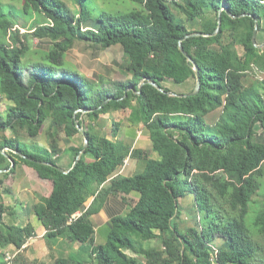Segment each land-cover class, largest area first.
Listing matches in <instances>:
<instances>
[{"label": "trees", "instance_id": "trees-1", "mask_svg": "<svg viewBox=\"0 0 264 264\" xmlns=\"http://www.w3.org/2000/svg\"><path fill=\"white\" fill-rule=\"evenodd\" d=\"M75 1L77 13L63 0H24L19 14L25 23L33 18L37 23L23 40L19 20L6 13L0 1V100L9 103L0 110V170L10 167L7 156L15 163L0 173V206L2 195L9 192L4 179L20 163L31 167L39 179L50 181L49 195L32 208L46 230L45 241L51 247L49 242L64 238L82 256L65 250L51 263L40 264H212V247L217 248V264H254L264 254V208L254 221L257 238L245 217L264 177V78L248 82L245 77L253 68L264 71V47L252 43L255 21L257 31L263 30L264 0H130L137 5L134 10L101 12L96 18ZM222 5L227 11L220 12V28L210 35ZM90 22L94 27L84 26ZM193 32L208 35L181 41L198 67L197 94L169 96L144 83L139 94L129 90L123 97L124 89L137 90L142 78L165 92L171 91L167 82L182 86L193 81L192 89L177 94L190 93L195 74L178 43ZM29 35L51 44L46 50H33ZM76 41L97 50L120 45L122 69L129 78L95 84L67 68L66 53ZM126 109L132 125L147 129L151 150L159 156L146 158L144 171L131 177L114 176L130 155L129 146L102 136L92 125L101 115ZM217 110H221L218 119L208 123L207 116ZM48 121L47 148L21 139L22 131L37 137ZM76 125L88 140L76 166L62 173L41 163L57 164L59 133L70 139L80 135ZM258 125L261 133L255 135ZM118 129L114 122V136ZM82 144L71 147L72 164ZM249 154L256 164L252 170ZM132 192L139 194L138 201L125 215L110 220L105 244L93 246L89 216L99 212L109 195ZM93 194V202L85 208ZM187 196L194 199L198 225L182 231L179 200ZM77 212L82 213L72 218ZM33 235L30 224H6L1 216V248L20 249ZM153 240L160 246L144 247V242Z\"/></svg>", "mask_w": 264, "mask_h": 264}, {"label": "crops", "instance_id": "crops-1", "mask_svg": "<svg viewBox=\"0 0 264 264\" xmlns=\"http://www.w3.org/2000/svg\"><path fill=\"white\" fill-rule=\"evenodd\" d=\"M74 12V11H73ZM78 10H76L77 13ZM33 18L32 20H34ZM84 26L88 27H94V24L92 22L85 24ZM45 41V42H44ZM42 45H39L40 47H44L42 50H46L48 46L51 44L48 40H40ZM96 56V59H95ZM92 63L97 67H102L104 71L100 72H92L91 75H88V73L85 71L86 68H82L79 65L73 66L71 63L72 60V53L71 51H67L66 53V64L68 65V68L78 72L79 74L87 77L95 84H99L101 81H103L105 84L109 83H115L119 81L126 80L129 78L128 74L124 72L122 69V62L124 60V52L120 45H112L108 48H104L101 50H98V52L92 55ZM103 60H102V59ZM97 63V64H96ZM71 67H70V66ZM118 72L123 76H118ZM113 74V75H112ZM1 110V108H0ZM120 111V110H118ZM118 111H112L107 114L101 115L100 119H106L107 116L118 114ZM215 112V111H214ZM210 113L206 120L208 123H214L216 120L211 121L210 116L214 113ZM126 116L118 118L115 122L119 123V129L117 134L114 136L112 130L109 132H103L101 133L102 136H106L108 138H115V140L121 141L130 148V155L124 160V163L122 166L118 168L114 176L121 175L125 177H131L136 174H139L144 171L146 167V158H154V154L151 150V140L149 137V133L147 129L142 125H132L129 122V115L130 110L126 111ZM31 139V138H30ZM24 141V140H23ZM25 142V141H24ZM28 143V142H26ZM33 144V143H29ZM35 144V143H34ZM39 144V143H37ZM41 146H44L47 148V144H39ZM75 147V146H73ZM59 148L61 149V153L59 155H56L57 164L56 166L67 170L72 167V161H73V155L70 148H63L61 145H59ZM71 151L70 156H65L63 159V152ZM135 151H141L142 155H136L134 154ZM5 153V152H4ZM61 162V163H59ZM15 167V166H14ZM31 167L25 165V164H19L14 174L11 175L13 180V185L9 186V192L2 195V207L3 208V214L1 213V216H3V221L6 224H15L18 226H25L27 224H30V226L33 228L34 235L31 236L26 242L23 244V246L20 249H17L18 252L15 257V261L18 264H25L22 263L21 254H25L29 256L28 252H26V248L29 246H33L36 242L43 243L42 245L46 247L45 245V234L46 230L45 228L40 224L38 221L36 215L33 212V204L35 201H37L38 197L35 196L36 192H32V189L36 187V182H31V180H28V178L25 176V174L29 173V169ZM43 181V180H42ZM50 183V181H48ZM41 183V182H39ZM48 186V185H46ZM96 185H93V188L95 189ZM51 187V183H50ZM34 191V190H33ZM51 191V188H50ZM95 197V194L91 195L85 202L84 206L85 208H88L91 203L93 202ZM139 194L136 192H132L129 194H115V195H109L99 210V212L92 214L89 216V221L94 229V237H93V246L98 245H104L107 240V234L109 231V224L110 220L119 215H125L138 201ZM179 204L181 206V216L179 220V228L181 229V225L183 223H186V219H188V214L193 215L194 210L196 211V208L194 207V199L191 196H187L183 199L179 200ZM19 207V212H16L17 208ZM30 210V214L25 211V209ZM194 209V210H193ZM2 211V209H1ZM183 214H185V218H183ZM5 219L7 221H5ZM190 227H192L190 225ZM62 245L65 246V239L64 238H57L52 241L50 249L53 250V254H50V258H58L62 256L63 250ZM8 248H14L12 246H8ZM0 247V253H1ZM26 252V253H25ZM58 255L56 256V254ZM1 259V257H0ZM21 260V261H20ZM1 263V260H0Z\"/></svg>", "mask_w": 264, "mask_h": 264}, {"label": "rangeland", "instance_id": "rangeland-1", "mask_svg": "<svg viewBox=\"0 0 264 264\" xmlns=\"http://www.w3.org/2000/svg\"><path fill=\"white\" fill-rule=\"evenodd\" d=\"M4 6H5V11L6 13H10L12 15V17H14L17 21L19 20L18 23V27L20 29V35H21V39L23 40L24 37V33L29 32L31 30V28L33 26H35L37 23L35 20H31L28 21V23H25V19H23L24 17H22L19 14V11L21 10L22 13V4L24 2V0H0ZM66 5L74 12H76V10H79V6L77 4V2L75 0H63ZM80 2L82 3V5L84 6L85 10H88V13L90 14V16L92 18H96L101 12H108L111 14H119V13H127L130 12L132 10H134L135 8H137V5L130 1V0H80ZM16 13V15H15ZM26 17V16H25ZM183 19V18H182ZM184 20V19H183ZM41 22V20H40ZM22 26H26L25 28H22ZM263 26V30H259L256 32V43L257 44H262L264 43V24ZM27 41H29V43L32 46L33 50H42L44 49V47H40L39 45H42L41 43L44 42H40L39 39H34L32 36H28ZM71 53H72V60L70 64H72L73 66H75L76 64L81 66L83 69H85V71L88 73V75H91L92 72H102L104 71V69L102 67H97L99 65H94L92 63V55L98 52L97 49H94L92 46H90V44L85 43V42H79L76 41L72 48L70 49ZM239 52L241 53V50H239ZM96 59V56H95ZM102 59V58H101ZM103 60V59H102ZM97 64V63H96ZM65 66L68 68V65L65 64ZM70 66V65H69ZM71 67V66H70ZM113 75V74H112ZM123 76L121 74V72H118V76ZM264 78V71H258L256 70V68H253V70L249 71L247 74V77H245V80L250 82L252 80L255 79H263ZM106 84V85H110ZM167 87L171 90L174 91L175 93H186L188 92L190 89H192L193 86V81H189L187 84H184L182 86H178V85H174L171 82H167L166 83ZM9 106V103L6 102L5 100H0V108L2 111H4L7 107ZM126 111H129V109H126L124 111H118V114L115 115H109V116H105L106 119H100L96 122H94L92 125H94V128L96 130H99L100 133L106 132L109 130H112V126L113 123L121 117L126 116ZM221 113V110H217L215 111L211 116L210 119L211 121L213 120H217L219 115ZM84 118V115H83ZM86 121V120H85ZM87 122V121H86ZM49 127V121L46 122L44 124V126H42L39 135L35 138H29L26 133L24 131H22L21 133V139L24 140L25 142L28 143H41L44 144L46 143L48 145V140H47V136H46V131ZM254 133L255 135H259L261 133V127L258 125L254 128ZM7 135H10L9 133H7ZM81 143H83V137L81 136V134H77L75 135L73 138H68L65 136V134L63 132L59 133V142L58 144L61 145L63 148H70L73 146H80ZM5 151V149H4ZM154 159H159V156L154 153ZM71 155V151H66L63 152V157L65 156H70ZM73 155V153H72ZM254 155L253 154H249L247 156V164H248V169L252 170L255 168L256 164L254 161ZM61 163V162H59ZM25 176L28 178V180H31V182H36V187L34 189H32V192H36L35 196L38 197L37 199H39L42 196H47L50 193V183L46 180H41L38 178L37 174L35 173V171L30 168L29 169V173L25 174ZM6 179V180H5ZM5 184L7 185V187L9 188V186L11 187L13 185V180L12 177L9 178H5ZM262 180V184L261 187L259 188V190L257 191V193L252 197L249 206H248V213L245 217V223L251 233V235L254 238H257V228L254 224V221L256 219L257 214L261 211V209L264 208V177L261 179ZM41 182V183H39ZM5 185V186H6ZM48 185V186H46ZM34 190V191H33ZM180 206V205H179ZM181 208V206H180ZM19 207L17 208L16 212H19ZM194 210V209H193ZM25 211H27V213L30 214V210L25 209ZM183 218H185V214H183ZM5 221H7L5 219ZM186 223L183 225H181V230L184 231L187 228L191 226H197L198 225V214L197 212L194 210L193 215L188 214V219L185 220ZM52 242H49V245L51 246ZM66 240H65V244H66ZM43 243H38L36 242L33 246H29L27 247L25 250L26 252H28L29 256L25 255V254H21V260L22 263L25 264H40V263H51L54 258H50V254H53V250L50 249V247L48 246L47 242L45 241V245L47 248H45L44 245H42ZM160 246V241L159 240H153V241H146L144 242V247L145 248H153V247H159ZM65 248L62 245V249L63 250V254L66 250V254H72V255H76V256H82V254H80L78 252V249L76 250L75 247H77L75 244H71V243H67ZM1 253H0V257H1V261L5 262V257L8 255H13L14 252H16V249L14 248H4L1 249ZM25 252V253H26ZM80 255H77V254ZM17 254V253H16ZM62 254V255H63ZM128 254L133 255L131 252L128 251ZM58 255V253L56 254V256ZM260 256V257H259ZM16 257V256H15ZM15 257L12 258L11 262L13 263L15 261ZM257 257H259V260H255L254 264H264V254H259ZM138 261L141 262V260L143 261L142 258L137 257L136 258ZM20 260V261H21ZM6 264V262H5Z\"/></svg>", "mask_w": 264, "mask_h": 264}, {"label": "water", "instance_id": "water-1", "mask_svg": "<svg viewBox=\"0 0 264 264\" xmlns=\"http://www.w3.org/2000/svg\"><path fill=\"white\" fill-rule=\"evenodd\" d=\"M222 10H226L227 11V6L225 5H222V7L219 9V14H218V21H217V28L215 29V31L210 34V35H215L219 28H220V25H221V18H220V12ZM257 22L255 21V27H254V31H253V34H252V43L255 47L257 48H262L264 47V43L262 44H257L256 43V32H257ZM191 36H208V35H205V34H201V33H198V32H193V33H189L188 35L184 36L182 39L179 40V43H178V47H179V50L181 51V53L186 57L187 61L192 65V69L194 71V74H195V84H194V88L193 90L188 93V94H177L175 92H172V91H169V92H165L159 85H157L154 81L150 80L149 78H142L139 83H138V86H137V90H134L133 88L131 87H128V88H125L124 89V96L123 97H126L127 95V92L129 90L133 91L135 94H139L140 93V89L142 87V85L144 83H148L150 85H152L154 88H156L159 92H162V93H166L167 95L169 96H175V97H186V96H193L195 94H197V92L199 91V88H200V80H199V71H198V67L197 65L195 64V62L185 53V51L183 50V47L181 45V41L188 38V37H191ZM122 99V98H121ZM109 99H106L104 101V103H106ZM85 112V111H83ZM76 128L78 129L79 133L83 136V144H82V147H81V150L78 152V154L76 155L75 157V160L72 164V167L70 169H67V170H64L56 165H52L51 163H48V162H41L43 164H46V165H50V166H54L58 171L62 172V173H68L74 166H76V164L78 163V161L80 160V157L81 155L83 154V152L85 151L86 147H87V144H88V140L87 138L85 137V132L84 130L76 125ZM2 153L7 156L5 153H4V149H2ZM17 154H19L21 157H24L23 154L21 153H18V152H15ZM8 157V160L10 162V167L8 169H3V170H0V173H3V172H7L9 171L11 168H13L15 166V163H14V160L7 156ZM0 218H1V208H0Z\"/></svg>", "mask_w": 264, "mask_h": 264}, {"label": "built area", "instance_id": "built-area-1", "mask_svg": "<svg viewBox=\"0 0 264 264\" xmlns=\"http://www.w3.org/2000/svg\"><path fill=\"white\" fill-rule=\"evenodd\" d=\"M82 212H77L76 214H74L72 216V218H77L81 215ZM16 253H18L17 251L13 253V255H8L5 257V262L6 264H12L11 260L13 257L16 256ZM216 255H217V248L216 247H212V264H217L216 263Z\"/></svg>", "mask_w": 264, "mask_h": 264}]
</instances>
